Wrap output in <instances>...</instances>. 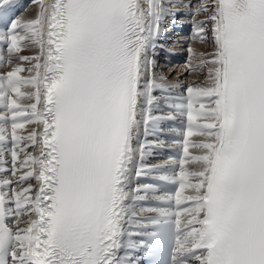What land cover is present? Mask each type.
Instances as JSON below:
<instances>
[{"label": "snow or ice", "instance_id": "obj_1", "mask_svg": "<svg viewBox=\"0 0 264 264\" xmlns=\"http://www.w3.org/2000/svg\"><path fill=\"white\" fill-rule=\"evenodd\" d=\"M36 5L0 30V264H132L133 218L143 247L171 237L167 264H264V0L189 5L213 51L189 47L186 75L204 79L184 85L156 73L166 0ZM178 116L179 157L147 165V137ZM153 172L175 190L133 185ZM151 196L167 206L139 217Z\"/></svg>", "mask_w": 264, "mask_h": 264}, {"label": "bare ground", "instance_id": "obj_2", "mask_svg": "<svg viewBox=\"0 0 264 264\" xmlns=\"http://www.w3.org/2000/svg\"><path fill=\"white\" fill-rule=\"evenodd\" d=\"M14 3L9 4L5 8L0 9V30H5V28L8 27V22L14 18H22L24 13H27V18H34L36 12H37V5L36 1L29 2L27 0H14ZM189 11L192 10L191 8L188 9ZM185 10L184 14H188L189 11ZM27 11V12H26ZM187 12V13H186ZM16 13L15 16L13 14ZM183 20V18H181ZM180 34L177 32L176 35ZM209 43L205 44V46ZM181 92V89L179 92H176L179 96ZM157 96H160V93H156ZM174 96V97H175ZM161 109L162 111L155 112V115H168L169 112L167 109L163 107V102H161ZM179 121V122H176ZM179 123V124H178ZM179 125V126H178ZM182 126V128H181ZM184 128V120L181 117H177L174 121H165L162 124V133L157 132L154 135H149L147 137V141L151 143L153 146L148 149L150 152V155L145 157V163L149 166H164L167 164H170L171 161L175 158L170 157L168 154L164 155V152L168 149H170V146H176L175 141L178 140V137L180 135V132ZM179 133V134H178ZM159 135V137H157ZM156 138H159L158 141ZM143 139V138H142ZM194 151V150H193ZM151 158H154V160H150ZM11 165H0V167H10ZM193 168L195 165L192 166ZM158 175V173H150L148 174L146 179L143 178H133V185H143L145 183H153L155 181V177ZM159 195H163L165 193L159 191ZM167 205L158 202L154 196H151L149 200L147 201H138L135 203L134 207L138 211L139 217H150L153 216L154 213L150 212H140L139 210L141 208H148V207H166ZM138 224L139 220L138 218H133Z\"/></svg>", "mask_w": 264, "mask_h": 264}, {"label": "rangeland", "instance_id": "obj_3", "mask_svg": "<svg viewBox=\"0 0 264 264\" xmlns=\"http://www.w3.org/2000/svg\"><path fill=\"white\" fill-rule=\"evenodd\" d=\"M197 0H175V5L178 8H183L184 6H189L190 4H195ZM192 9V8H191ZM189 11V10H188ZM27 12V11H26ZM187 13V12H186ZM193 16V15H192ZM194 19L198 20V16H193ZM22 19H28L27 13H24L22 16ZM202 42H188V45L185 46V49L187 51L185 54L179 59L177 63H173L169 66H165L162 62L158 61L156 62V73L158 76H164L167 78L168 82L170 83H185L189 84L195 81H203V76H197V75H186L188 64H189V58L190 53L188 51L189 47L194 48L197 52H199V47H201ZM0 45V74L6 73L7 71L11 70V66L6 63V61L9 59V56L5 49H3ZM208 47V45H206ZM205 47H201L200 52H204ZM213 49L211 50V52ZM36 52L35 48H30L26 51H24L22 54L24 55H34ZM20 61L16 59V57L13 55L11 57V64L15 65L19 63ZM177 95V93H176Z\"/></svg>", "mask_w": 264, "mask_h": 264}]
</instances>
